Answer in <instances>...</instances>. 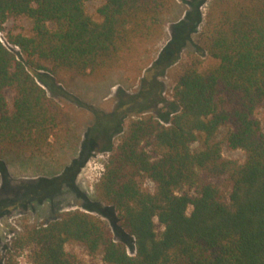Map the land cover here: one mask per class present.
<instances>
[{
    "label": "trees",
    "instance_id": "obj_1",
    "mask_svg": "<svg viewBox=\"0 0 264 264\" xmlns=\"http://www.w3.org/2000/svg\"><path fill=\"white\" fill-rule=\"evenodd\" d=\"M87 1L94 0H0V156L61 145L67 111L43 86L105 79L160 37L175 3L98 0L95 19ZM9 20L28 27L6 29ZM183 34L130 97L139 115L121 131L112 113L103 128L121 132L114 147H103L109 156L94 185L106 210L87 204L46 224H23L0 264H13L12 247L26 248L31 264H82L67 244L103 264H264V130L256 114L264 105V0H211L196 49L178 63L171 102L147 113L166 104L157 79L174 63ZM223 147L242 159L225 158ZM94 211L116 215L134 240L132 254Z\"/></svg>",
    "mask_w": 264,
    "mask_h": 264
},
{
    "label": "rangeland",
    "instance_id": "obj_2",
    "mask_svg": "<svg viewBox=\"0 0 264 264\" xmlns=\"http://www.w3.org/2000/svg\"><path fill=\"white\" fill-rule=\"evenodd\" d=\"M210 1L175 0L171 11L164 17L160 37L141 46L127 64L105 79L63 77L52 88L43 86L48 96L66 109L70 131L61 145L46 154L0 156V252L11 245L25 223L46 224L59 218L64 211L82 210L87 204L106 210L105 205L96 199L94 185L103 173L109 156V151H104L103 147H114L121 132H112V129L105 131L103 128L108 127L112 113L119 114L121 131L130 118L139 115L130 97L136 94L143 77H152L154 71L146 70L163 55L167 46H173L171 43L178 38L179 33L184 32L180 46L177 44L179 48L174 63L157 79L162 84L160 95L166 104L157 103L154 110L149 108L147 111L157 114L163 112L164 106L172 100L173 77L178 63L184 60L187 52L196 49L195 41ZM100 3L98 0L85 2L86 10L95 19L96 8ZM195 3L199 4L197 8L194 7ZM5 27L27 28L28 24L24 20H9ZM0 39L4 41L3 32H0ZM8 47L18 51L16 47ZM32 74L35 75L34 72ZM173 107L177 109L175 105ZM127 108L134 110L129 112ZM256 114L264 130V105ZM222 155L239 161L243 157L240 150L227 147H223ZM145 186L152 189L149 181L145 182ZM93 213L109 225L114 240L123 243L127 252L132 254L134 240L121 231L116 215L111 211H107V215ZM66 251L76 256L82 264H103L99 257L88 256L76 244H67ZM7 256L13 264H31L26 248L12 247Z\"/></svg>",
    "mask_w": 264,
    "mask_h": 264
},
{
    "label": "water",
    "instance_id": "obj_3",
    "mask_svg": "<svg viewBox=\"0 0 264 264\" xmlns=\"http://www.w3.org/2000/svg\"><path fill=\"white\" fill-rule=\"evenodd\" d=\"M0 41L3 42V44H4V41L3 40L0 39Z\"/></svg>",
    "mask_w": 264,
    "mask_h": 264
}]
</instances>
